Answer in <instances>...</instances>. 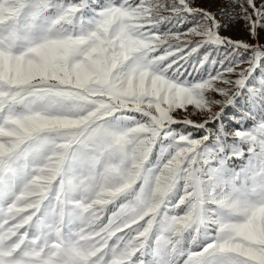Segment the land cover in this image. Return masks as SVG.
I'll return each instance as SVG.
<instances>
[{"label":"clouds","instance_id":"obj_1","mask_svg":"<svg viewBox=\"0 0 264 264\" xmlns=\"http://www.w3.org/2000/svg\"><path fill=\"white\" fill-rule=\"evenodd\" d=\"M71 4L0 20L24 57L0 71V264H264V94L253 128L196 134L255 61L211 75L220 95L184 76L210 38L161 31L170 0Z\"/></svg>","mask_w":264,"mask_h":264},{"label":"rangeland","instance_id":"obj_2","mask_svg":"<svg viewBox=\"0 0 264 264\" xmlns=\"http://www.w3.org/2000/svg\"><path fill=\"white\" fill-rule=\"evenodd\" d=\"M105 2L106 0H99V4H104ZM188 5L209 7L207 0H188ZM169 6L172 14L161 25V31L184 33L197 26L203 27L207 23L202 15L188 12L182 5H179V10L177 11V4L172 3L171 0ZM212 7L215 8L216 5H212ZM218 15L221 17L218 31L223 32L225 36H229L234 40L245 38L246 32L238 23V17L233 15L232 11L225 9ZM257 36L264 43V30H261ZM185 51H190V49ZM252 60L255 61V67L252 75L246 81L241 95L233 104L228 105L224 109V112L217 120L209 122L205 129H201L196 133L197 135L206 134L209 130L219 133L221 129L229 131L240 129L242 126L245 129H251L257 124L260 119L259 113L261 109L257 106L256 101L260 95L264 94V49L257 47L254 50L251 48L239 50L210 41L200 47L198 52L189 58L187 64L184 61H180L187 68L184 76L190 82H201L217 72H223L227 67ZM181 71H184V69L182 68ZM250 113L251 115H249ZM253 116H255V119Z\"/></svg>","mask_w":264,"mask_h":264},{"label":"snow or ice","instance_id":"obj_3","mask_svg":"<svg viewBox=\"0 0 264 264\" xmlns=\"http://www.w3.org/2000/svg\"><path fill=\"white\" fill-rule=\"evenodd\" d=\"M4 0H0V20H16L20 17L27 0H12L15 5L12 8L7 9V15L3 10ZM130 2V0H119V3ZM141 0H136V3H140ZM41 7H47L51 0H39ZM209 7L189 6L188 0H183L181 4L188 12H195L202 15L207 23L203 26L207 28V32L200 33L199 29L202 27L197 26L192 28L188 32L182 33L185 36H190L193 33L203 34L210 38L207 42H215L216 44L225 45L229 48H235L239 50H247L250 47V41L252 37H256L261 30H264V0H207ZM212 5H216L215 8ZM71 9H79L83 11H95V6L92 5V0H72ZM70 9V10H71ZM228 9L232 11V14L238 17V23L244 28L246 36L243 39H233L229 36H225L223 32L218 31V26L221 21V17L218 15L221 11ZM227 15V13H225ZM17 34L15 32L10 33L8 40L9 49L15 45ZM43 45L37 44L30 50L34 53L40 54ZM5 44L0 42V71L7 72L11 67L14 68L16 65L23 61L24 57L14 56L11 51H5ZM217 80L222 79L220 73L215 74ZM227 82V81H225ZM241 85L244 81L239 82ZM201 85L206 89L210 90L215 87L216 92L220 95L226 94V89L222 86H217L212 78H208L201 81ZM201 107L207 108L210 104L209 99L201 94L196 101ZM222 113H217V118ZM8 190L0 186V195H7Z\"/></svg>","mask_w":264,"mask_h":264}]
</instances>
